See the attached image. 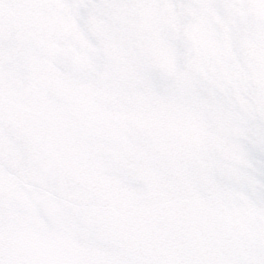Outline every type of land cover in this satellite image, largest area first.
<instances>
[{
  "label": "snow or ice",
  "instance_id": "obj_1",
  "mask_svg": "<svg viewBox=\"0 0 264 264\" xmlns=\"http://www.w3.org/2000/svg\"><path fill=\"white\" fill-rule=\"evenodd\" d=\"M0 264H264V0H0Z\"/></svg>",
  "mask_w": 264,
  "mask_h": 264
}]
</instances>
